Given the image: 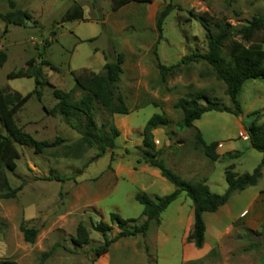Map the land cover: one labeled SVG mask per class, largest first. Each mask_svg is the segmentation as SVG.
<instances>
[{
	"label": "rangeland",
	"instance_id": "374dc122",
	"mask_svg": "<svg viewBox=\"0 0 264 264\" xmlns=\"http://www.w3.org/2000/svg\"><path fill=\"white\" fill-rule=\"evenodd\" d=\"M114 1L0 0V50L8 57L0 69V87L5 94L25 96L36 88L34 78L9 80L10 73L24 71L32 59L36 65L42 60L51 63V67H42V100L33 97L18 112L16 123L25 124L38 141L64 140L40 155L31 148L17 146L20 158L7 177L12 189L23 188L14 199L0 195V261L98 264L94 250L105 240L94 224L104 222L111 227L109 240L120 233L118 225L111 222L113 213L124 220H137L128 228L141 226L146 218L135 196L145 193L152 198L164 197L175 190L167 180L152 175L142 160L146 151L143 129L155 114L168 120V126L154 132L167 167L189 182L206 179L215 194L223 195L228 188L227 168L238 175L252 174L262 161V154L243 140L241 132L247 131L251 112L261 111L264 123V79L244 85L238 97L242 115L208 112L195 122V129L181 131L178 124L184 117L176 104L188 94L206 92L221 107H234L226 85L206 61L182 65L166 79L158 67H172L185 56L208 51L207 31L191 12L207 13L213 29L216 22L241 27L254 18H264V1L152 0L150 4L131 3L119 10L113 9ZM76 4L83 9L84 20L63 23ZM168 6L172 11L159 31L158 16ZM13 11L28 12L32 19L25 26L8 25L5 16ZM119 54L125 60L118 93L124 97L130 114L111 116L95 104L97 125L113 122L121 135L115 150L109 149L104 157L93 160L97 150L78 149L80 135L61 116H51L47 110L57 103L54 89L70 93L74 102L79 101L85 93L76 88L74 77L84 71L87 75L104 74L105 64L116 61ZM198 131L207 145H219L217 162L210 161L204 150L196 147ZM225 150L230 152L226 154ZM59 176L66 180H50ZM236 195L230 208L222 207L205 216L203 256L195 257L198 249L188 242L193 203L182 194L161 215L159 225L151 224L146 236L122 238L112 244L108 264H264V170L256 187ZM80 224L86 228L90 243L77 248L72 240ZM21 225L39 231L35 243L24 240Z\"/></svg>",
	"mask_w": 264,
	"mask_h": 264
},
{
	"label": "trees",
	"instance_id": "16d2710c",
	"mask_svg": "<svg viewBox=\"0 0 264 264\" xmlns=\"http://www.w3.org/2000/svg\"><path fill=\"white\" fill-rule=\"evenodd\" d=\"M235 1V0H233ZM264 1V0H263ZM152 0H115L114 10H119L131 3H151ZM11 8L15 9V5L11 2ZM168 6L162 10L157 19V29L162 31L164 21L171 13ZM191 15L202 24L207 31L208 51L206 53H193L185 56L181 61L172 66L165 67L159 65V71L163 79L174 70H178L182 65H186L198 60L206 61L215 70L217 77L227 88V95L234 107L233 110L221 107L216 101L212 100L206 92L191 93L186 98L181 99L176 108L183 112V120L178 124L181 131L195 129V122L199 121L203 115L208 112H227L235 116L242 115V107L238 101V97L246 84L251 80L264 79V18L257 17L251 22L241 27H234L228 23L216 22L215 29L208 24V14ZM32 17L25 11H13L5 16L8 25L25 26L26 22ZM84 11L76 4V6L68 11L62 22L83 21ZM7 54L0 50V69L7 62ZM124 55L119 54L116 61L107 62L104 66V74L87 75L84 71L81 75L75 76L76 88L85 94L79 101L74 102L70 93L54 89V98L57 101L55 107L48 111L51 116L59 115L65 122L75 130L80 139L77 142V148H95L97 155L93 160H98L107 153L109 149L117 148L116 141L121 133L116 125L103 124L98 126L95 120V104L98 103L111 116L130 114V110L126 105L124 97L118 93V83L123 74ZM27 68L16 74L10 73L7 77L9 80L34 78L36 88L33 92L25 96L16 93L14 95H6L0 87V124L3 130H0V195L4 199H14L22 190V186L12 189L7 177L8 171H14L17 167L16 161L20 158L17 146L27 147L34 150L36 154H44L47 150L54 149L64 143L62 139H56L54 142L38 141L24 129L17 125L16 116L18 112L33 98L42 100V92L40 88L45 84L42 79L44 77L43 66L51 67V63L42 60L41 64L36 65L34 59L26 64ZM49 84V83H46ZM206 105H201V102ZM263 113L254 111L248 114L247 119L249 125L247 132L249 142L252 149L262 154V161L252 174L238 175L231 171V167L225 171L227 190L223 195L215 194L211 191L207 184V180L203 179L198 182H189L180 174L167 167L162 159V150L157 149L155 143L154 132L160 128L168 126V120L160 114H155L146 123L143 129V146L145 153L142 158L143 162L151 168L160 171L161 176L170 182L175 190L171 194L164 197L152 198L145 193L135 196V200L143 207L142 216L146 221L139 227L134 229L128 228L127 225L137 220H124L118 214H111V222L116 223L120 229V233L112 240L108 239V235L112 230L109 225L104 222L94 224L96 232L100 233L105 240L104 245L94 250L95 258L98 260L107 254L112 244L118 242L122 238L134 237L137 235L146 236L151 224L154 222L159 225L161 215L174 203L182 194H186L193 203V226L188 236V242L192 243L198 250L202 249L205 244L207 226L205 222V214H215L228 204L230 199L237 193L246 191L249 188L256 187L263 176L264 170V123L261 122ZM196 147L204 150L205 156L212 162H217L220 158L216 152L217 143L207 145L201 133L198 131L196 136ZM65 181L63 177L50 178V180ZM21 232L27 243H35L39 231L34 228H27L21 225ZM264 238V226L262 233ZM77 248H82L90 243L88 232L84 225L80 224L77 231V237L72 240ZM46 254L45 257L49 256ZM0 264H18L14 261L3 260Z\"/></svg>",
	"mask_w": 264,
	"mask_h": 264
},
{
	"label": "crops",
	"instance_id": "0c3cea01",
	"mask_svg": "<svg viewBox=\"0 0 264 264\" xmlns=\"http://www.w3.org/2000/svg\"><path fill=\"white\" fill-rule=\"evenodd\" d=\"M80 6V5H79ZM85 15V14H84ZM27 67V66H26ZM19 94H21V93H19ZM57 104V103H56ZM55 104V105H56ZM54 105V106H55ZM20 127H22L23 129H24V131L25 132H27L28 134H30V135H32L33 136V133H31L30 131H27L28 130V127L25 125V124H21V125H19ZM224 145H222V147H221V149H224ZM230 152V151H229ZM228 151H226L225 150V153L227 154V153H229ZM217 153L219 154L220 153V151H217ZM224 153V154H225ZM148 170H150V172H151V174L152 175H154V176H157V179H159V180H161V181H163V182H165V180L166 179H164L162 176H161V173H160V171L159 170H157V169H155V168H151V167H149V169ZM236 194L230 199V201L228 202V204L227 205H225L224 207H227V208H230L229 207V204H230V202H231V200H233V199H235L236 198ZM182 197V195L180 196V198ZM179 198V199H180ZM178 199V200H179ZM177 200V201H178ZM183 201H186L187 202V200L186 199H182ZM176 201V202H177ZM175 203V202H174ZM173 203V204H174ZM172 204V205H173ZM188 204V203H187ZM191 207V209H190V216H189V219H188V222L190 223V225H192L193 226V220H194V218H193V214H194V209H193V205H191L190 206ZM243 211V210H242ZM242 211L241 212H239L237 215H236V217L237 218H240V216H241V213H242ZM207 214H205V216H206ZM235 215V214H234ZM205 216H204V218H205ZM195 251V250H194ZM205 251H206V249H200V250H197V251H195L196 253H195V257H197V258H199V257H201V256H203V254L205 253ZM108 254H106L105 256H103V257H101V258H99V260H98V264H108Z\"/></svg>",
	"mask_w": 264,
	"mask_h": 264
},
{
	"label": "built area",
	"instance_id": "2783aa9c",
	"mask_svg": "<svg viewBox=\"0 0 264 264\" xmlns=\"http://www.w3.org/2000/svg\"><path fill=\"white\" fill-rule=\"evenodd\" d=\"M241 136H243L244 141H249V135L247 131L241 132Z\"/></svg>",
	"mask_w": 264,
	"mask_h": 264
}]
</instances>
